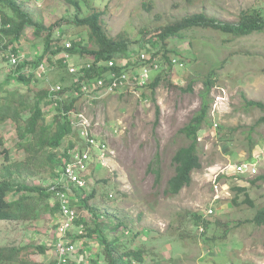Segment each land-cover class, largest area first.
Here are the masks:
<instances>
[{
  "label": "rangeland",
  "instance_id": "1",
  "mask_svg": "<svg viewBox=\"0 0 264 264\" xmlns=\"http://www.w3.org/2000/svg\"><path fill=\"white\" fill-rule=\"evenodd\" d=\"M79 2L81 16L93 9L104 11L102 24L106 35L128 40V50L132 52L142 48L144 36L148 37L146 34L156 27L191 14L203 12L232 23L238 22L241 13L247 10L258 11L264 17V0ZM18 3L45 28L54 24L52 44L50 49L46 48L47 30L36 32L31 26L20 39L8 35L7 45L16 40L14 45L20 62L36 61L43 56L46 72L39 75L37 68L29 87L13 80L7 88L24 92L34 84L36 89H41L49 88L51 83L71 88L81 81L82 89L79 74L71 73L69 68H78L92 59L65 50L72 39L82 37L83 44L89 43L88 30L73 23L77 9L67 0L40 3L18 0ZM185 35L167 41V56L178 59L183 66L166 64L152 72L151 81L161 76L154 95L148 85L102 97L96 91L86 95L83 89L77 88L65 95L69 100L83 93L78 97L77 110H84L102 123L98 130L106 135L109 150L114 152L102 161L94 156L96 161L93 170L87 173L86 188L87 194L93 189L96 191V196L88 201L96 214L78 205L79 214L85 221L96 218L104 234L116 239L121 251H145L146 264H264V225L252 223L258 208L264 206V181L251 182L264 174V123L258 122L264 112L247 107L244 101L246 97L264 102V31L233 37L212 27H197L186 31ZM158 44L156 48L160 49L162 43ZM66 53L70 55L68 58ZM16 66L0 48V82L5 81ZM209 77L215 81L207 117L213 125L207 123L199 132L202 167L193 173L189 186L177 195L167 196L164 189L174 175L172 157L180 146L188 143L179 130L199 111L203 81ZM219 93L223 94L224 101L213 106L215 95ZM55 106L53 103L45 108L49 121L56 113ZM249 132L259 139L251 154ZM0 138L1 148L9 149L11 155L8 161L0 156L1 179L6 177L4 167L23 161L25 154L17 147V130L10 121L0 123ZM70 140L75 138L65 139L58 151L63 152ZM224 145H228V152L223 150ZM249 160L256 162V173L232 172V165ZM151 163L160 169L158 185L156 174L149 170ZM16 179L45 187L55 181L47 169L30 175L23 173ZM234 187H245L247 192H238ZM247 196L254 200V207L244 202ZM235 197L237 203L233 201ZM209 209L213 213H209ZM58 221V215L49 210H44L31 222L0 220V246L25 247L21 255L26 264H56L54 242L58 237ZM78 233L80 228L76 223L70 239L78 240ZM83 245L76 255L84 257L79 264H105L103 246L97 240ZM39 246L45 247V252Z\"/></svg>",
  "mask_w": 264,
  "mask_h": 264
},
{
  "label": "trees",
  "instance_id": "2",
  "mask_svg": "<svg viewBox=\"0 0 264 264\" xmlns=\"http://www.w3.org/2000/svg\"><path fill=\"white\" fill-rule=\"evenodd\" d=\"M67 1L78 12L73 23L84 30H88L89 43L87 45L83 44L82 37L72 39L70 41L71 46L66 47L65 50L69 54L81 53L87 55L93 60L92 68L87 69L85 75H80L79 77L82 81H88L106 71V69L99 67V61L111 58L114 54L129 53V42L123 38H111L106 35L103 28L104 25L102 24L104 11L93 9L89 14L81 16L79 12L81 8L79 0ZM0 13L3 15L5 22L10 23V28L4 30L7 36L10 35L16 40L20 39L25 29L29 28V26L34 27L36 32L47 30L45 37L46 48H51V28L54 24L47 28L40 25L38 21L32 18L29 12L22 8L18 0H0ZM197 27H212L233 37H246L253 33L264 31V17L258 11L247 10L241 13L238 22L232 23L220 21L214 17L207 16L203 12L195 13L175 20L173 23H168L165 26L156 27L153 31L146 34L148 37L144 36V41L141 45L143 47L146 43L152 44L151 48L156 49L154 55H159L162 52V55H160V69L161 67H165L166 64L172 66L174 58L167 56V41L173 37L184 38L186 37V31ZM16 40L14 41L16 42ZM15 42L11 45L6 44L4 47L0 45V48L5 50L11 46L17 51V46L14 45ZM158 42L162 43V49L161 46L160 49L156 48ZM42 60L43 56L39 57L36 61H21L17 64L13 73L9 74L5 81L0 82V123L10 121L15 125L19 138L17 147L25 154L23 161L19 163L14 162L4 167L6 177H1L0 179V220L31 222L38 219L44 210H49L55 216L58 215V206H52L50 201L54 191L52 189L53 185L48 187L43 186V184L28 185L18 181L16 178L23 175V173L30 175L41 169H47L50 178L60 179L62 168L69 160V151L76 146L77 142L75 140H79L78 130L73 123L74 118L71 111L77 110L76 103L78 97L83 95V93L78 97L73 96L69 100L65 98V95L69 91L71 92L73 88L79 89L81 81L78 83V86L74 85L71 88L62 86V90L58 92L59 96L62 95L61 100L60 98L54 99L50 91L52 83L49 85V88L44 87L41 89H36L37 85L34 84V87H30L24 92L16 88H7V85L13 80L19 81L29 87L35 77L36 69H39V66L42 64ZM119 69V67H116L114 71L118 72ZM26 70L29 71L27 72ZM160 79L161 76L159 75L148 84V87L152 89L153 95L155 94L154 90L160 83ZM55 84L57 83L53 85ZM214 85L215 81L211 77L203 81V88L200 92V109L179 130L188 143L180 146L172 157L174 175L168 180L167 186L164 189V194L167 196L177 195L185 186H189L193 180V173L202 167L198 138L199 132L205 124L210 123L213 125L207 117L211 106V88ZM190 89L191 87L188 90ZM30 93L33 94L31 95ZM244 101L247 107L259 108L264 112V102L250 100L246 97ZM53 103H56V113L53 119L49 121L45 108ZM24 115L27 116L25 117ZM258 122L264 123V115L258 119ZM69 137L75 138V140H70L64 151L59 152V147ZM247 138L249 139V153L251 154L259 139H255L251 132L248 133ZM1 144L2 139L0 138V156L8 161L11 157L10 150L1 148ZM223 150L228 152V145H224ZM149 170L156 174V184L158 185L161 179L159 167L151 163ZM258 181H264V174L251 180L254 184ZM234 189L238 192H247L245 187H234ZM95 196V189L87 194L86 187H76L75 198L72 199V204L75 206H85L95 215L94 208L88 204V201ZM233 201L235 203L238 202L236 197ZM244 202L248 203L251 207L255 206L254 200L248 196ZM76 223L79 228L83 225V231L82 233H78L77 239H82L85 245L89 240H97L103 246L102 254L106 259L105 264H146L145 251L142 249L121 251L116 239H109L104 234L103 229L100 228V222L96 218L95 220L90 218L85 221L80 215ZM205 223L208 224V222ZM252 223L259 226L264 225V206L258 208L252 219ZM24 248L15 245L0 246V264H26V260L21 255ZM39 249L43 252L46 250L43 246H39ZM70 264L79 263L72 262Z\"/></svg>",
  "mask_w": 264,
  "mask_h": 264
},
{
  "label": "built area",
  "instance_id": "3",
  "mask_svg": "<svg viewBox=\"0 0 264 264\" xmlns=\"http://www.w3.org/2000/svg\"><path fill=\"white\" fill-rule=\"evenodd\" d=\"M36 3L42 2V0H34ZM10 28V23H6L3 15L0 13V45L4 47L7 44V36L4 30ZM71 43L67 44L70 47ZM155 50L147 45L145 48H141L137 52H129L128 54H118L106 60L98 62L100 68L106 69L100 76L88 81H83L82 90L87 93L96 91L102 97L103 94H110L116 92H126L129 90H135L136 88H143L147 86L152 77L151 73L160 70V55H154ZM6 58L8 61L17 65L20 63V55L18 51L13 47L5 49ZM66 58L70 55L65 54ZM174 65L183 66V63L176 58L173 59ZM120 69L114 71V68ZM92 68V63L86 62L84 65L76 67H70L71 73L85 75L86 70ZM39 75L46 72L45 64L42 63L39 66ZM81 84V83H80ZM80 86V85H79ZM62 90V85L57 83L51 84L50 91L53 94L55 100L60 98L58 92ZM79 94V93H77ZM59 100V101H60ZM224 101L223 94L219 93L215 95V103L213 106L219 105ZM57 103V101H56ZM73 115V123L78 130L79 142L76 146L69 151V160L62 168V174L60 179H55L52 189L53 194L51 196V205L58 206V227H57V239L54 242L56 248V264H69L71 262L80 263L84 261V257L76 256L77 252L84 247L83 240H71L70 233L75 227L76 220L80 217L77 206L72 204V199L75 197V188H83L88 185L87 173L93 170L97 156L98 160H103L110 154H114L110 149V144L105 134L98 130V127L102 125L99 120H95L90 117L84 110L71 111ZM215 127L217 123H214ZM105 137V138H101ZM234 173L254 174L257 172L256 162L251 160L243 161L238 165H232ZM209 213H213L212 209H209ZM203 230V228H201ZM83 231V225L80 226V233Z\"/></svg>",
  "mask_w": 264,
  "mask_h": 264
},
{
  "label": "clouds",
  "instance_id": "4",
  "mask_svg": "<svg viewBox=\"0 0 264 264\" xmlns=\"http://www.w3.org/2000/svg\"><path fill=\"white\" fill-rule=\"evenodd\" d=\"M7 36V35H6ZM147 45H150V44H146L145 46H143L142 48H145V47H147ZM151 46V45H150ZM140 50V49H139ZM138 51V50H137ZM136 51V52H137ZM129 52H132L131 50H129ZM135 53V52H134ZM119 54H121V53H119ZM122 54H128V53H122ZM115 55H118V54H114L113 56H115ZM112 56V57H113ZM102 61V60H101ZM88 62H90V63H92L93 64V60H88ZM100 62V61H99ZM80 76V75H79Z\"/></svg>",
  "mask_w": 264,
  "mask_h": 264
}]
</instances>
